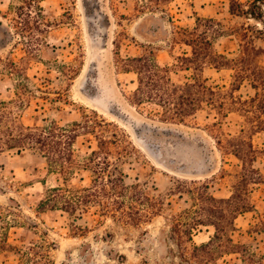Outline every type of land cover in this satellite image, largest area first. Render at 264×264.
I'll return each instance as SVG.
<instances>
[{
    "label": "rangeland",
    "instance_id": "374dc122",
    "mask_svg": "<svg viewBox=\"0 0 264 264\" xmlns=\"http://www.w3.org/2000/svg\"><path fill=\"white\" fill-rule=\"evenodd\" d=\"M196 26L213 41L210 53L238 60L200 73L235 91L240 109L225 118L204 103L181 122L166 120L151 99L134 105L139 74L126 59L153 51L170 66L173 84H183L195 73L180 56L193 55L187 41ZM5 103L26 125L89 119L95 133L79 132L78 162L98 148L96 135L123 139L128 181L139 180L160 211L138 224L93 211L77 220L59 209L40 212L47 188L65 184L63 175L38 150H7L0 156V264H264V0H0V109ZM241 143L255 150L244 160L233 152ZM244 162L259 170L251 210L236 218L200 211L203 202L212 205L210 196H232ZM92 178L80 167L68 185ZM201 215L214 223L190 236ZM216 224L227 235L201 247Z\"/></svg>",
    "mask_w": 264,
    "mask_h": 264
},
{
    "label": "trees",
    "instance_id": "16d2710c",
    "mask_svg": "<svg viewBox=\"0 0 264 264\" xmlns=\"http://www.w3.org/2000/svg\"><path fill=\"white\" fill-rule=\"evenodd\" d=\"M38 7L40 11L43 9L40 4ZM201 21L199 18V23ZM197 31L198 26L189 32L190 42L187 41L193 47V55L180 56L183 65L189 62L187 69L195 70L193 76L183 84H173L167 74L170 66H161L153 51L126 59L127 65L134 67L139 74V86L131 99L134 105H142L145 99H151L164 107L166 120L171 118L181 122L186 120L188 115L196 114L198 110L203 109L204 103L217 109L218 113L225 118L229 117V113L235 112L236 108L240 109L235 106L239 103L235 91L229 92L220 85L211 84L210 78H203L200 73L207 65L218 69L233 68L238 60L217 51L210 53L209 50L214 49L213 41L207 36L201 37ZM237 76L243 77V74L239 72ZM245 101L240 99V102L244 104ZM22 104L21 101L18 106ZM4 106L0 109V156L7 150H15L19 153L26 149L38 150L49 160L52 170L62 174L65 179V184L59 183L47 188V194L39 204L40 212L59 209L73 215L77 220L83 218L85 213L93 211L102 216L111 215L126 223L138 224L143 220H150L160 211L157 206L158 201L146 192L139 180L128 181L129 175L122 163L129 156L120 152L119 144L123 139L114 140L96 135L98 148L92 150L85 162H78L75 158L74 143L80 135L79 132L85 130L88 133H95L89 119L84 123L75 121L67 126L61 125L56 120L47 121L45 124L26 125L8 108L7 103ZM215 125H218V122ZM246 144H237L233 150L243 160L244 156L248 157L255 151L253 145L250 149L246 147ZM115 153L118 155L112 158ZM80 167L91 170L92 182L88 186L72 188L68 185L69 181L74 170ZM258 173L257 168L244 162L243 171L234 185L235 191L232 196L224 198L210 196L208 198L213 201L212 205L208 207L203 202L200 205V211H220L222 218H236L244 211L251 210L253 205L250 186L257 181ZM198 188V186H193L189 188V191L194 195ZM197 193L200 194V191ZM209 221L203 215L194 218L188 229L190 236L194 228L200 224L214 223ZM180 222L179 220L178 223ZM74 226L76 229H82L78 224ZM216 226L217 233L201 247H210L217 239L227 235L229 230L227 226L224 224H216ZM199 247L195 246L196 249ZM26 261L28 259L24 264Z\"/></svg>",
    "mask_w": 264,
    "mask_h": 264
}]
</instances>
